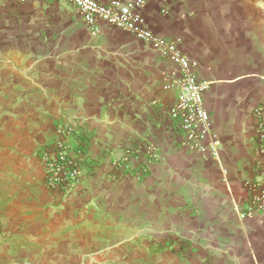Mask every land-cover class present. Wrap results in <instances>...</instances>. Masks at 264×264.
<instances>
[{
  "label": "crops",
  "instance_id": "0c3cea01",
  "mask_svg": "<svg viewBox=\"0 0 264 264\" xmlns=\"http://www.w3.org/2000/svg\"><path fill=\"white\" fill-rule=\"evenodd\" d=\"M125 2L134 23L157 41L89 23L68 0H0V12L18 11L10 17L29 21L24 36L41 43L34 51L40 60L26 62L35 71L24 108L13 98L8 122L0 120V244L10 250L0 252V262L49 257L46 249L39 257L15 251L9 240L24 229L28 244L55 236L100 245L91 259L105 264H264V210L244 219L237 212L255 158L253 112L264 103V0ZM169 45L208 84V118L180 136L166 129L147 178L114 179L101 151L120 157L151 129L155 113L182 95L181 66ZM65 122L90 129L88 158L98 162L70 195L46 187L41 158ZM169 241L175 248H154ZM87 255L73 249L52 259Z\"/></svg>",
  "mask_w": 264,
  "mask_h": 264
},
{
  "label": "built area",
  "instance_id": "2783aa9c",
  "mask_svg": "<svg viewBox=\"0 0 264 264\" xmlns=\"http://www.w3.org/2000/svg\"><path fill=\"white\" fill-rule=\"evenodd\" d=\"M68 1L89 23L102 20L127 30L139 39L158 40L156 33L134 23V12L125 0ZM168 52L178 57L181 66L182 95L175 103L162 106L155 113L151 129L124 146L120 157L111 156L108 150L101 151L102 157L111 159V176L114 179L147 178L158 158L160 146L168 141L166 129L170 128L180 136L190 130H198L208 118L203 107L208 84L198 80L189 58L177 51L174 45L168 46ZM253 118L255 158L245 178L246 194L237 204V212L242 219L264 210V103L255 107ZM92 140L93 133L83 123L65 122L57 127L55 140L41 152L44 182L49 190L70 195L78 189L85 174L96 169L98 162L88 158Z\"/></svg>",
  "mask_w": 264,
  "mask_h": 264
},
{
  "label": "rangeland",
  "instance_id": "374dc122",
  "mask_svg": "<svg viewBox=\"0 0 264 264\" xmlns=\"http://www.w3.org/2000/svg\"><path fill=\"white\" fill-rule=\"evenodd\" d=\"M0 12V109H4L6 114L0 117V120L3 123L8 122V111L13 108L14 100L17 99V107L24 108L25 99L23 98V93L25 87L28 83L29 76L34 73L33 69H26V62L33 60H40V54H35L34 51L40 48V41L33 38L30 42V38L24 36V28L30 22L21 20L19 18L10 17L14 10H8ZM26 49H33V54L26 51ZM36 55V56H35ZM15 96V97H14ZM11 105V106H10ZM7 128V127H6ZM61 194V193H58ZM66 195V194H61ZM18 232V233H17ZM16 237L11 238V246L15 247V251L18 254H28L32 253L40 256L41 252H45V249L48 253V258L46 260L35 258L34 260H17V261H1L0 263H10V264H105L103 261H94L91 257L94 256V252L101 251L104 247L100 245H91V243H84L79 246H73L68 243H60V240L57 237H50L48 239H42L40 236L33 237V244H28L29 239L25 238L24 229L16 230ZM44 240L45 244H34L37 241ZM159 249H169L175 248L174 245L169 243H162L155 245L154 248ZM6 246L0 244V252L10 251L5 250ZM88 254L83 260H63L55 261L52 259L53 256L60 252L69 253L73 249H77ZM179 248V247H178ZM44 249V250H43ZM155 250V249H153ZM158 250V249H157ZM185 251V250H184ZM180 252L182 258L186 257V252Z\"/></svg>",
  "mask_w": 264,
  "mask_h": 264
}]
</instances>
